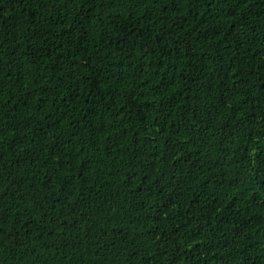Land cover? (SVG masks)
<instances>
[{
  "label": "trees",
  "instance_id": "1",
  "mask_svg": "<svg viewBox=\"0 0 264 264\" xmlns=\"http://www.w3.org/2000/svg\"><path fill=\"white\" fill-rule=\"evenodd\" d=\"M0 264H264V0H0Z\"/></svg>",
  "mask_w": 264,
  "mask_h": 264
}]
</instances>
